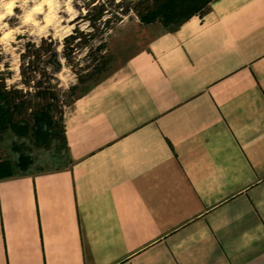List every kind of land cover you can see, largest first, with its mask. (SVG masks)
Masks as SVG:
<instances>
[{
	"label": "crops",
	"instance_id": "0c3cea01",
	"mask_svg": "<svg viewBox=\"0 0 264 264\" xmlns=\"http://www.w3.org/2000/svg\"><path fill=\"white\" fill-rule=\"evenodd\" d=\"M69 164L0 177V264H264V0H210L77 96Z\"/></svg>",
	"mask_w": 264,
	"mask_h": 264
},
{
	"label": "rangeland",
	"instance_id": "374dc122",
	"mask_svg": "<svg viewBox=\"0 0 264 264\" xmlns=\"http://www.w3.org/2000/svg\"><path fill=\"white\" fill-rule=\"evenodd\" d=\"M209 1L169 0L142 20L134 15L125 17L104 35L98 48L96 46L99 42L95 41L91 48L80 50L70 64L62 57V40L73 31L75 23L72 22L78 14L75 6L82 0H72L71 7L75 15L68 13L64 0H60V8L55 12L56 19L48 25L46 34L36 35L31 24L21 25L15 16L10 18L7 21L10 27L20 26L22 29V34H17L11 45L15 49V56L19 57L23 44L28 40L38 42L41 37H51L55 41L61 62V69L56 76L61 88L60 104L63 106L62 113L41 110L35 117L26 116L29 120L20 121L21 115L12 117L0 96V177L67 166L69 159L62 136V119L64 111L69 109L74 98L118 69L133 53L146 48L157 35L174 29L190 14L205 9ZM37 2L40 3L41 0ZM28 7L33 5L29 4ZM42 8V12L35 17L40 21L41 27L47 23L49 15L48 4L43 3ZM15 11L19 14L20 8L17 7ZM65 28L71 31L65 34ZM78 28L87 31L84 23H79ZM0 53V64L3 65L0 77L3 75L6 78L7 86L21 87L19 61L14 63V55L11 51L3 52L2 46ZM47 68L50 71L52 66L47 64ZM73 78L76 79L75 83H72Z\"/></svg>",
	"mask_w": 264,
	"mask_h": 264
},
{
	"label": "trees",
	"instance_id": "16d2710c",
	"mask_svg": "<svg viewBox=\"0 0 264 264\" xmlns=\"http://www.w3.org/2000/svg\"><path fill=\"white\" fill-rule=\"evenodd\" d=\"M168 1L82 0L75 6L78 14L72 22L75 23L73 31L63 37L62 57L69 63L76 59L80 50L91 48L95 41L99 42L98 48L104 35L125 17L134 15L142 20ZM79 23H84L87 31L80 30ZM47 64L52 66L50 71ZM60 69L61 62L51 37H41L38 42L26 41L19 52V83L22 86H7L6 78L0 77V96L11 116L21 115L19 120L27 121L26 116L35 117L41 110L62 113L61 88L56 76Z\"/></svg>",
	"mask_w": 264,
	"mask_h": 264
},
{
	"label": "clouds",
	"instance_id": "9594fccd",
	"mask_svg": "<svg viewBox=\"0 0 264 264\" xmlns=\"http://www.w3.org/2000/svg\"><path fill=\"white\" fill-rule=\"evenodd\" d=\"M43 3L48 4V17L47 23L41 27L40 21L37 20L36 14L42 12ZM66 11L75 15L74 9L71 7L72 0H64ZM29 4L33 7L29 8ZM19 7L20 13L18 14L15 9ZM60 8V0H41L40 3L37 0H0V46L3 48V52L15 54V49L11 48V45L16 40L17 34H22L20 26L10 27L8 20L15 16L21 25L31 24L33 26L34 34L41 35L46 34L48 25L52 24V21L56 19L55 12ZM71 29L65 28L63 32L68 34ZM59 35V32L57 33ZM19 57L14 55V63H18ZM3 69V65L0 64V70ZM18 78V77H17ZM63 79V77H62ZM76 79L73 78L72 83H75ZM11 83V81L9 82ZM67 86V85H66Z\"/></svg>",
	"mask_w": 264,
	"mask_h": 264
}]
</instances>
